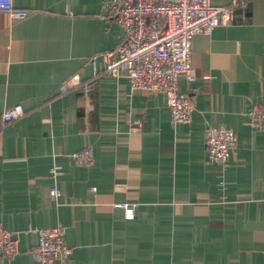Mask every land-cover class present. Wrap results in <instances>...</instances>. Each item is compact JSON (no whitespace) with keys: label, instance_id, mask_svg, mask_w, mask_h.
<instances>
[{"label":"crops","instance_id":"0c3cea01","mask_svg":"<svg viewBox=\"0 0 264 264\" xmlns=\"http://www.w3.org/2000/svg\"><path fill=\"white\" fill-rule=\"evenodd\" d=\"M12 3L29 13L0 10V115L18 102L26 112L0 126V222L20 251L0 264H264V129L247 120L264 101V0L248 2L245 20L193 35L187 123H172L165 95L132 92L125 75L60 92L72 73L90 79L88 56L122 40L102 0ZM209 125L236 134L222 170L205 156ZM89 146L92 162L76 164L72 152ZM125 202L132 218L115 205ZM56 224L71 255L38 262L26 248L35 229Z\"/></svg>","mask_w":264,"mask_h":264},{"label":"built area","instance_id":"2783aa9c","mask_svg":"<svg viewBox=\"0 0 264 264\" xmlns=\"http://www.w3.org/2000/svg\"><path fill=\"white\" fill-rule=\"evenodd\" d=\"M250 0H230L216 5L210 0H102L105 17L115 21L122 29V40L115 46L88 56L90 79L85 81L77 72L72 73L60 86V92L87 91L91 83L103 74L129 79L130 90L165 95L172 123L189 122L195 108L192 101L196 87L191 85L195 71L191 60L193 35L210 32L224 22L245 20ZM0 10L7 11L10 19L25 18L29 11L14 7L12 0H0ZM182 78L186 91L178 88ZM26 110L21 102L5 107L0 115V126L19 119ZM247 120L256 129H264V101L251 103ZM135 124H140L135 120ZM204 152L209 162H216L221 170L228 165V155L237 143L234 130L223 125H209L203 131ZM92 148L73 151L71 159L79 165L92 162ZM60 164L52 168V177L60 173ZM56 197V185L48 190ZM127 218L135 211L132 205L117 203ZM36 243L26 251L38 262L50 263L67 260L72 252L65 242L61 224L35 229ZM18 232L11 231L0 222V257L12 258L19 253Z\"/></svg>","mask_w":264,"mask_h":264}]
</instances>
